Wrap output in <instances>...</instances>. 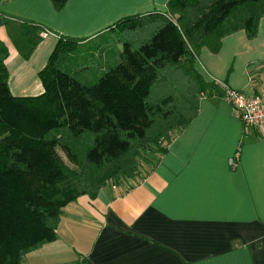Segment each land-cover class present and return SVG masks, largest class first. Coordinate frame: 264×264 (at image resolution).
Instances as JSON below:
<instances>
[{
  "label": "trees",
  "instance_id": "trees-1",
  "mask_svg": "<svg viewBox=\"0 0 264 264\" xmlns=\"http://www.w3.org/2000/svg\"><path fill=\"white\" fill-rule=\"evenodd\" d=\"M67 1L52 0L57 10ZM263 18L264 0H169L166 13L109 27L103 33L119 29L110 44L86 49L77 45L91 39L61 37L34 97L11 93L0 40V264H24L57 241L64 209L81 196L142 181L196 119L201 99L224 97L196 67L201 49L217 52L241 30L255 37ZM5 27L25 59L45 31L16 19Z\"/></svg>",
  "mask_w": 264,
  "mask_h": 264
},
{
  "label": "crops",
  "instance_id": "crops-1",
  "mask_svg": "<svg viewBox=\"0 0 264 264\" xmlns=\"http://www.w3.org/2000/svg\"><path fill=\"white\" fill-rule=\"evenodd\" d=\"M168 1L68 0L57 10L52 0H0L11 93H44L39 73L61 37L93 39L121 19L166 13ZM6 19L49 32L30 58L12 44ZM196 67L206 81L253 96L264 86V18L255 37L241 30L217 52L202 48ZM57 233L24 264H264V134L245 127L223 97H205L142 181L81 196Z\"/></svg>",
  "mask_w": 264,
  "mask_h": 264
},
{
  "label": "built area",
  "instance_id": "built-area-1",
  "mask_svg": "<svg viewBox=\"0 0 264 264\" xmlns=\"http://www.w3.org/2000/svg\"><path fill=\"white\" fill-rule=\"evenodd\" d=\"M48 31L41 33L42 38L47 37ZM224 87V99L230 103L235 115L248 128L259 130L264 134V86L253 96H247L243 92Z\"/></svg>",
  "mask_w": 264,
  "mask_h": 264
},
{
  "label": "rangeland",
  "instance_id": "rangeland-1",
  "mask_svg": "<svg viewBox=\"0 0 264 264\" xmlns=\"http://www.w3.org/2000/svg\"><path fill=\"white\" fill-rule=\"evenodd\" d=\"M119 29H116V30H111V31H107L101 35H99L98 37L96 38H93L89 41H86V43H84V45H77V46H84V48H90V46H93V45H104L105 42H109L112 43L116 38H117V32H118ZM106 39V40H104ZM94 48V47H93ZM61 156L62 158L64 159V161L68 164L69 161H68V158L66 157V155L64 153H61ZM113 183H109L108 185H112ZM123 188H127V184H122V185H119Z\"/></svg>",
  "mask_w": 264,
  "mask_h": 264
}]
</instances>
